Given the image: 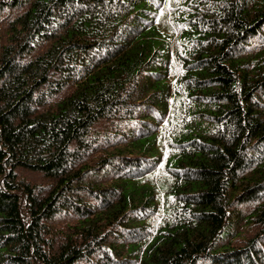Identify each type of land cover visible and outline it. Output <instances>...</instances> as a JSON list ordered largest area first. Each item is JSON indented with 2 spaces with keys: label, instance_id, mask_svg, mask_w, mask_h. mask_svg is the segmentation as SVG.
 <instances>
[{
  "label": "trees",
  "instance_id": "trees-1",
  "mask_svg": "<svg viewBox=\"0 0 264 264\" xmlns=\"http://www.w3.org/2000/svg\"><path fill=\"white\" fill-rule=\"evenodd\" d=\"M3 19L0 264H264V0H0Z\"/></svg>",
  "mask_w": 264,
  "mask_h": 264
},
{
  "label": "rangeland",
  "instance_id": "rangeland-1",
  "mask_svg": "<svg viewBox=\"0 0 264 264\" xmlns=\"http://www.w3.org/2000/svg\"><path fill=\"white\" fill-rule=\"evenodd\" d=\"M5 21L4 19L0 21V33H1V43L6 44L7 43V33L5 31ZM46 46H39L38 48L28 52L25 54L24 59L25 60H30L35 58L39 53H42L45 50ZM65 91H62L60 94H65ZM57 98V97H56ZM114 123L111 121H106L104 123H100L98 125H95L93 127V131L98 134V137H102L104 133L114 131ZM99 137V138H100ZM159 142L158 145L160 149H164V152L166 151L164 148L165 144V132H161L159 134ZM16 171L18 173V176L21 178H24L26 180H29L32 183L35 184H43L46 185L50 182H52L51 178L47 175H45L42 170L39 169H33L25 166H17ZM154 173L150 172L148 176H150L151 180L154 178L152 176ZM94 182V181H93ZM70 214L67 215H57L54 218L49 219V222H51L55 227L62 228L66 226L67 221L71 220L74 218L70 217ZM78 264H83V262H79Z\"/></svg>",
  "mask_w": 264,
  "mask_h": 264
}]
</instances>
